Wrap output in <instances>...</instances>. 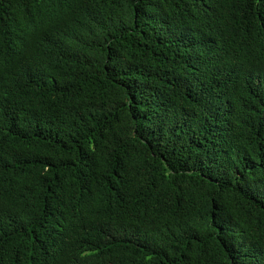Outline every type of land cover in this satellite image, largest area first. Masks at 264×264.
Here are the masks:
<instances>
[{
  "label": "trees",
  "instance_id": "16d2710c",
  "mask_svg": "<svg viewBox=\"0 0 264 264\" xmlns=\"http://www.w3.org/2000/svg\"><path fill=\"white\" fill-rule=\"evenodd\" d=\"M0 264H264V0H0Z\"/></svg>",
  "mask_w": 264,
  "mask_h": 264
}]
</instances>
